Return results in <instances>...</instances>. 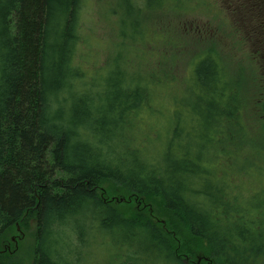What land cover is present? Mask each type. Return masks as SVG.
I'll list each match as a JSON object with an SVG mask.
<instances>
[{
  "label": "trees",
  "instance_id": "trees-1",
  "mask_svg": "<svg viewBox=\"0 0 264 264\" xmlns=\"http://www.w3.org/2000/svg\"><path fill=\"white\" fill-rule=\"evenodd\" d=\"M84 1L0 0V236L35 221L32 260L5 249L0 264H78L73 247L97 238L110 264H192L198 247L203 264H254L264 188L247 192L242 173L264 145L247 132L244 79L207 48L184 86L168 84L164 140L143 143L145 112L159 109L157 88L173 79L133 68L120 52L90 72L80 48ZM175 1L121 0L138 16ZM142 30L121 35L138 43ZM152 198L184 226L189 246L149 218Z\"/></svg>",
  "mask_w": 264,
  "mask_h": 264
},
{
  "label": "rangeland",
  "instance_id": "rangeland-1",
  "mask_svg": "<svg viewBox=\"0 0 264 264\" xmlns=\"http://www.w3.org/2000/svg\"><path fill=\"white\" fill-rule=\"evenodd\" d=\"M127 6L122 5L121 0H85L80 48L85 61L83 64L90 72L100 69L108 62L109 56L120 52L132 57L127 58V61L135 64L133 68L152 71L159 67L163 74L166 73L165 76L173 79L157 88L153 105L159 109L145 112L137 130L138 139L150 145L164 140L172 123V92L168 84L173 82L176 87L185 84L194 59L207 48H213L222 57L227 69L235 77L240 75L244 79L242 86L247 98L244 109L247 132L251 139L257 138L264 145V117L260 106L264 87V0H180L179 3L175 1V4L164 5L161 12L155 13L150 8L140 16L136 10L127 14ZM140 27L143 35L139 36L138 43L141 44L136 43V39L131 43L132 39L128 36L122 38V32L131 34L136 29L140 30ZM136 35V32L133 33V36ZM121 42H126L127 48L122 49V45H119ZM249 155L245 153L242 162ZM256 163L242 173L243 186L247 192L264 188V154L256 159ZM108 189L112 195H119L114 186L110 185ZM147 202L152 206L149 218L176 236L179 245L185 246L186 243L189 246L190 238H185L189 237L188 233L184 231L185 234H182L184 226L173 223L177 219L157 199L152 198ZM171 228L178 235L172 233ZM34 235L35 221L28 218L23 228H14L10 233L0 236V250L16 251L19 257L30 262ZM97 239L93 243L75 245L69 260H74L76 253L80 260L78 264L112 263L114 257L112 254L107 255L110 253L107 246L101 238ZM200 248H197L192 264H203L207 259L201 254ZM262 249L254 264H264V247Z\"/></svg>",
  "mask_w": 264,
  "mask_h": 264
}]
</instances>
